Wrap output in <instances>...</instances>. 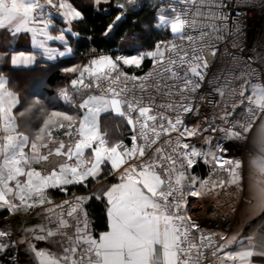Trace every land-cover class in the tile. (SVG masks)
<instances>
[{
	"label": "snow or ice",
	"instance_id": "obj_1",
	"mask_svg": "<svg viewBox=\"0 0 264 264\" xmlns=\"http://www.w3.org/2000/svg\"><path fill=\"white\" fill-rule=\"evenodd\" d=\"M146 7L145 0H0V211L8 214L0 254L23 248L35 264H264V85L252 83L261 79L256 57L228 50L243 52L237 9L264 11V0H153L117 51L92 49L86 63L60 68L71 88L57 93L66 110L28 101L13 87L15 73L74 56L90 14L113 17L100 29L108 38ZM133 28L163 30L162 38L146 48ZM29 33L40 51L13 45ZM221 42L229 75L213 72L205 56L208 49L215 59ZM146 60L152 68L144 71ZM133 68L143 74L126 71ZM31 79L43 87L42 76ZM36 112L43 118L33 132L25 117ZM112 120L128 137L113 139ZM201 164L203 176L195 173ZM56 192L67 198L55 201ZM222 195L232 230L205 231L188 214L189 198ZM94 202L104 209L98 234L88 211ZM33 215L47 223L28 226ZM12 259L20 264L19 255Z\"/></svg>",
	"mask_w": 264,
	"mask_h": 264
},
{
	"label": "trees",
	"instance_id": "obj_2",
	"mask_svg": "<svg viewBox=\"0 0 264 264\" xmlns=\"http://www.w3.org/2000/svg\"><path fill=\"white\" fill-rule=\"evenodd\" d=\"M76 4L80 3V0H74ZM145 3L149 5V7H146L143 12L140 13V17H133L131 20L126 21L124 24L120 26L119 29H117L114 33L110 34L108 38H105L103 36V32L100 31V29H103L106 27V25L110 22L111 19H113L112 16L104 15L102 12H96L92 13L91 15V22L87 24V31H80L79 37L74 38L73 40V47L75 50L74 56H71L70 58L66 59V64L68 66H71L73 64H83L86 63L88 58L91 56L92 49H96L98 52H104L107 50L109 53L114 50V48H120L121 45V37L124 35V33L128 32L130 27L133 26V21H135L137 24L139 23V20L143 17L147 16L149 12L152 10L150 5L153 3V0H145ZM110 11V9H109ZM58 18V17H57ZM84 25H73V29L76 31L79 28H84ZM133 30L139 32L143 38H144V44L147 48L149 45L153 44L157 38H162V32L157 31H148V30H141L140 28H133ZM170 38V37H169ZM150 61L146 60L144 62V66L146 67ZM58 66V65H56ZM55 66V67H56ZM60 66H63V63L60 64ZM54 66L47 67L48 71H43V68L38 66L37 68L33 69L31 72L26 70H21L15 75L19 77L18 81H14L13 87H16L17 84L19 85V91L23 98L27 99L28 101H31L30 98L33 96V92H38L39 95H44V93L54 94L59 91L60 88H63L64 86H69L70 83L67 79H65L64 74L60 71V67ZM40 75L43 77V80L47 83L40 89H36L32 86V75ZM67 80V82H66ZM64 82H66L64 84ZM71 90V88H69ZM26 95V96H25ZM36 95H34L35 97ZM114 121L119 120H112L108 123V130L111 132V125ZM129 132L128 130L124 131L123 136L128 137ZM126 142L128 139H125ZM195 173L198 175H205L207 173V168L204 167L202 164L195 168ZM75 191V189H73ZM63 193H59L56 195V197L63 196ZM91 219L93 220L95 224L94 231L98 233L101 230H104V217H103V205H101L99 202H94L91 204V206L88 209ZM3 213V212H2ZM1 214V213H0ZM14 251H12L10 254H4L3 256H0V264H9V256L13 254ZM19 258L21 261V264H35V261L31 256L25 253L24 250H22L19 254Z\"/></svg>",
	"mask_w": 264,
	"mask_h": 264
},
{
	"label": "built area",
	"instance_id": "obj_3",
	"mask_svg": "<svg viewBox=\"0 0 264 264\" xmlns=\"http://www.w3.org/2000/svg\"><path fill=\"white\" fill-rule=\"evenodd\" d=\"M237 12L240 13V19L244 21V31L245 35L243 36V52L241 53L239 50V47L232 48L231 45H228V50L231 53H236L237 55H241L245 60H247L249 57H256L257 60L255 63H253V67L257 68L259 73L261 74V79H253L252 83L255 84H262L264 85V11L261 10L260 7H256L252 10H249L248 8L237 9ZM163 30H161L162 32ZM194 35H198V33H195ZM159 39V38H157ZM156 39V40H157ZM155 40V41H156ZM179 44V42H178ZM225 47V43L221 42L219 45V52L217 53V56L215 59L212 58L210 54V50L205 49V56L209 59V61L213 64V72H216L218 69H223L225 71V75H229L227 69L231 66V60L230 58H224L221 59V53H223ZM43 67L46 66V64H41ZM152 68L151 62L147 65V67L144 69V71L150 70ZM137 74V73H133ZM138 74H143L142 72H139ZM236 75L239 74L238 71L235 73ZM236 87H239V82L236 83ZM107 87V85H105ZM155 94V93H153ZM250 94V92H249ZM219 99V97H217ZM166 102V98L164 97H158L156 103H162ZM125 143H128L125 142ZM65 197L64 195L54 199L55 201H60ZM190 204H189V215L192 217L193 220L198 221L201 226L205 229V231H212V232H218V231H225L230 232L231 225V213L229 212V209L227 207L228 203V197L227 196H221L216 199L212 198H205L200 199L196 197H190ZM194 204H197L199 210H194L196 208H192ZM202 211V212H201ZM205 212L206 214H204ZM8 214L6 212H3L0 214V221L4 217H7ZM35 215L28 218L27 223L29 220L34 217ZM214 217V218H212ZM91 218V217H90ZM218 220H225L226 223L219 224ZM42 223H47L46 220L42 219ZM12 228L15 233V221L12 224ZM18 235V233H16ZM38 247H47L49 244H45L43 242H39ZM24 250L21 248L19 250V253H17L15 250L11 256H9V264H13V257H16L20 254V252ZM209 264H214V261L209 259Z\"/></svg>",
	"mask_w": 264,
	"mask_h": 264
},
{
	"label": "crops",
	"instance_id": "obj_4",
	"mask_svg": "<svg viewBox=\"0 0 264 264\" xmlns=\"http://www.w3.org/2000/svg\"><path fill=\"white\" fill-rule=\"evenodd\" d=\"M70 2H72L74 5L76 4L74 0H70ZM56 25L57 27H62V22H60V18H56ZM74 30V29H73ZM75 31V30H74ZM53 35H56L58 33H52ZM38 39H44V37H38ZM47 43V46L50 47V48H56L58 49L59 51H63L64 49L60 46V43L59 41H52V40H48L46 41ZM13 45L18 48L19 50H22V51H40L39 49H34L32 47V44H31V34H27L25 36V38L23 39H20L18 41H13ZM119 48H114V50H118ZM71 56H65V57H57L56 60L54 61H49L47 63H44L46 64L45 67H43L42 65H39L41 68L45 69L47 67H51V66H56V67H62L60 66L61 63H63V66H68L66 64V59L70 58ZM55 67V68H56ZM147 67V66H146ZM144 66V69L146 68ZM126 71H128L129 73L133 74V73H139L140 71L139 70H134V69H126ZM67 82V80H66ZM64 82V84L66 83ZM47 82L44 81V85L46 84ZM64 87H68L70 88V85L68 86H64ZM63 87V88H64ZM71 91V90H70ZM35 92V91H34ZM58 93V92H57ZM57 93H54V94H49V93H44V95H36L34 97L31 96V97H28L32 100H36V99H39L47 108H52V109H55V110H66L67 109V105H65L62 101H59L57 99ZM93 94H98V93H93ZM26 96V95H25ZM86 98V97H85ZM81 102L80 98L77 97L76 98V103H79ZM42 113H39V112H36L35 115L33 116L31 113H29L26 117H25V124L26 126L31 130V131H35L36 130V125L40 123V121L42 120ZM24 126V125H22ZM127 131L128 129L125 127V125L121 122V121H114L113 124L111 125V132L112 133V136H113V139H117L119 138L121 135H123L124 131ZM57 138H61L59 135ZM126 142V140L124 141ZM51 159V158H50ZM38 170H39V167H38ZM59 192H56L53 194V199H56L58 197H56V195H58ZM0 213H2V211H0ZM42 223V218L41 217H38V216H34L31 218L30 222L28 223V226H33V225H37V224H41ZM256 226V221H253L252 222V227H255ZM103 231V230H101ZM245 231L246 232H249L251 231L250 228H248L247 226L245 227ZM100 232V231H99ZM98 232V233H99ZM97 233V234H98ZM52 252L54 253H57L59 254L60 253V250L59 248L57 247V245L55 244H49V247H48ZM4 254H0V256H3ZM214 264H215V261H214Z\"/></svg>",
	"mask_w": 264,
	"mask_h": 264
},
{
	"label": "bare ground",
	"instance_id": "obj_5",
	"mask_svg": "<svg viewBox=\"0 0 264 264\" xmlns=\"http://www.w3.org/2000/svg\"><path fill=\"white\" fill-rule=\"evenodd\" d=\"M196 207H198L197 206V204H194L193 206H192V208H196ZM194 210H199V208H196V209H194ZM202 212V211H201ZM204 214H206L205 212H203ZM212 218H214V217H212ZM218 223L219 224H224V223H226V221L225 220H218Z\"/></svg>",
	"mask_w": 264,
	"mask_h": 264
},
{
	"label": "rangeland",
	"instance_id": "obj_6",
	"mask_svg": "<svg viewBox=\"0 0 264 264\" xmlns=\"http://www.w3.org/2000/svg\"><path fill=\"white\" fill-rule=\"evenodd\" d=\"M162 33H163V31H162ZM134 69V68H133ZM134 70H136V69H134ZM31 220V219H30ZM30 220H29V222H30ZM28 222V223H29ZM15 228H16V222H15ZM49 247V246H48ZM19 261H20V258H19ZM20 264H21V261H20Z\"/></svg>",
	"mask_w": 264,
	"mask_h": 264
}]
</instances>
